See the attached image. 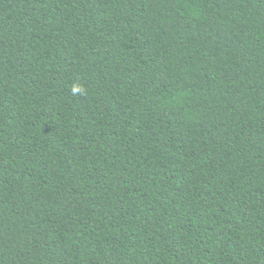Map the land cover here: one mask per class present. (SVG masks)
<instances>
[{
    "label": "trees",
    "instance_id": "trees-1",
    "mask_svg": "<svg viewBox=\"0 0 264 264\" xmlns=\"http://www.w3.org/2000/svg\"><path fill=\"white\" fill-rule=\"evenodd\" d=\"M0 264H264V0H0Z\"/></svg>",
    "mask_w": 264,
    "mask_h": 264
}]
</instances>
